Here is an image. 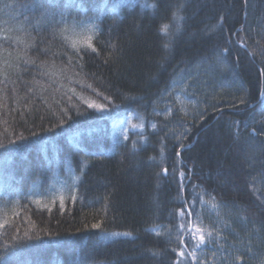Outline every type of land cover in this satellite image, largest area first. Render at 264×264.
Masks as SVG:
<instances>
[{"label":"trees","instance_id":"trees-1","mask_svg":"<svg viewBox=\"0 0 264 264\" xmlns=\"http://www.w3.org/2000/svg\"><path fill=\"white\" fill-rule=\"evenodd\" d=\"M262 53L264 0H0V264H264Z\"/></svg>","mask_w":264,"mask_h":264},{"label":"rangeland","instance_id":"rangeland-1","mask_svg":"<svg viewBox=\"0 0 264 264\" xmlns=\"http://www.w3.org/2000/svg\"><path fill=\"white\" fill-rule=\"evenodd\" d=\"M197 83L200 85L199 87H203L205 85L208 86L209 81H208L207 77L205 76L204 79L200 78ZM189 93H191V92H189ZM189 93H187V94L185 93V87H183V84L180 83V81H177V80L174 81L169 95L162 102L164 108L166 109V113L171 111L175 102L177 104H180L181 112L186 111V109L191 110L193 107H195L194 99L188 95ZM189 105H190V107H189ZM171 125H172V127H174L175 130H177L178 133L183 132L185 129V128L183 129L182 125L178 124L177 122L172 123Z\"/></svg>","mask_w":264,"mask_h":264},{"label":"snow or ice","instance_id":"snow-or-ice-1","mask_svg":"<svg viewBox=\"0 0 264 264\" xmlns=\"http://www.w3.org/2000/svg\"><path fill=\"white\" fill-rule=\"evenodd\" d=\"M152 7H156V5H152ZM182 7H183V5H180V6L177 8V11H175V12L172 13V16H173V18H174L175 20L183 19L182 17H180V16L178 15L179 8H182ZM96 11H97V13H99V12H101V9H100V8H97ZM99 18H100L99 15H97V16H95V17L93 18V20H95V19H99ZM93 20H90V21H88L87 23H85V22H81V26L86 27L89 31H97V30H98V29H97V25L93 22ZM60 23H67V22H66L65 20H63V18H62L61 21H60ZM180 29H181V26H180V25H176V33H179ZM160 31H161V32H164L167 36L172 37V38L174 39V35H175V34H173V33L170 31V29H169V25H167V24H163V25L161 26ZM170 44H171L170 41H169V42H165L164 45H163V47H164L166 50H168V49L170 48ZM72 46L75 48V44H73ZM87 47H88V48H91V50H92L93 52L96 51L95 47H94V46L92 45V43H91V37H89V42H88V44H87ZM222 52L226 53V52H228V49L225 48V49L222 50ZM262 55H264V53H262ZM89 107H100V108H102L103 106H97V105H95V104H90ZM166 171H167V170L165 169V172H166ZM181 176H183V173H181ZM213 207H217V206H216V205H213ZM180 214H181V215H184V212H181ZM188 215L191 216L192 213H191V212H188ZM198 218H199V217H198ZM182 226H183V225H182ZM93 227H98V225H93ZM196 231L199 233V232H201L202 230L199 229V228H197ZM211 235H212V233H211V232H208V236L211 237ZM203 242H204V236H203V235H200V236H199V244H202ZM199 244H198L197 246H199ZM181 255H183V253H181ZM189 255H195V253H194V252H193V253H189Z\"/></svg>","mask_w":264,"mask_h":264},{"label":"water","instance_id":"water-1","mask_svg":"<svg viewBox=\"0 0 264 264\" xmlns=\"http://www.w3.org/2000/svg\"><path fill=\"white\" fill-rule=\"evenodd\" d=\"M166 173V172H165Z\"/></svg>","mask_w":264,"mask_h":264}]
</instances>
